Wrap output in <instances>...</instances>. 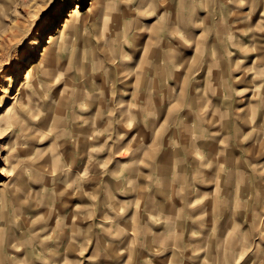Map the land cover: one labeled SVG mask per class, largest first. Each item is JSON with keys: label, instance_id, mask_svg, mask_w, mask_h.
I'll use <instances>...</instances> for the list:
<instances>
[{"label": "rangeland", "instance_id": "obj_1", "mask_svg": "<svg viewBox=\"0 0 264 264\" xmlns=\"http://www.w3.org/2000/svg\"><path fill=\"white\" fill-rule=\"evenodd\" d=\"M0 128V264H264V0H0Z\"/></svg>", "mask_w": 264, "mask_h": 264}, {"label": "bare ground", "instance_id": "obj_2", "mask_svg": "<svg viewBox=\"0 0 264 264\" xmlns=\"http://www.w3.org/2000/svg\"><path fill=\"white\" fill-rule=\"evenodd\" d=\"M89 10H91V7L88 9V11ZM79 14V11H78V9H74V10H72L71 11V13H70V17H74V16H76V15H78ZM68 16H69V14H68ZM62 32V31H61ZM54 39V37L53 36H50L49 37V40H53ZM44 49H46V48H44ZM29 71H27V73H28ZM25 74V78H27L28 76V74ZM1 125H3V126H6V125H14V122L13 121H10V120H8L7 122H5V123H3V124H1ZM1 129V128H0ZM182 130V129H181ZM183 139V138H182ZM181 139V140H182ZM1 185V184H0Z\"/></svg>", "mask_w": 264, "mask_h": 264}]
</instances>
